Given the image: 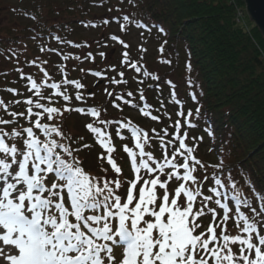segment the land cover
<instances>
[{"label":"snow or ice","instance_id":"6c2138e0","mask_svg":"<svg viewBox=\"0 0 264 264\" xmlns=\"http://www.w3.org/2000/svg\"><path fill=\"white\" fill-rule=\"evenodd\" d=\"M136 27L143 29L144 25L137 24ZM111 39L121 43L115 37ZM99 56L103 59L104 53ZM122 57V63H126L127 53H122ZM72 59L78 60L79 57ZM86 59L92 58L87 56ZM161 63L167 64L168 61ZM131 67L141 72L142 66L133 63ZM39 70L45 78L48 77L42 68ZM60 71L63 72V68ZM89 75L99 76L96 72ZM142 75L149 77L150 74L144 71ZM20 79L26 80L27 90L41 100L44 99L42 88H60L59 84L39 83L26 76ZM99 79L104 77L99 76ZM150 79L156 81L157 76L152 74ZM64 83H71L74 89L82 87L78 82L65 80ZM110 83L115 85L124 81L112 79ZM4 91L14 97L18 95L13 89ZM52 94L65 102L69 100L62 91ZM188 95L195 102L192 93ZM74 99L82 102L80 95H75ZM115 99L120 101L121 97L116 95ZM14 103L28 107L23 114L17 115L0 100V261L3 264H115V248L122 249L119 264H264V208H254L247 200L241 201L238 195H224V188L232 185L230 182L222 184L219 178H213L215 188L207 190L211 197H201L194 177L200 162L194 158L191 148L186 147L187 135L181 131L179 121L170 125L173 129L169 138L171 143L158 145L160 161L145 150L150 145L148 133L131 124H118L115 137L125 141L128 135L135 142V151L127 146L122 148L134 174L131 182H124L126 190L122 200V184L118 179L120 169L114 163L115 149L109 137L92 124L85 126L95 138V144L106 153L98 159H104L117 177L98 179L90 177L80 167L75 153L81 149L68 145L60 128V121L68 113L86 115L96 123L104 124L97 111L65 107L61 112L55 107H42L32 99ZM169 103L178 104L174 93ZM196 111L198 113L199 108ZM141 115L156 119L149 116L147 105ZM176 115L181 113L178 111ZM191 115L187 113L184 118L187 129L196 126L187 118ZM29 118H32L30 127L17 124L19 119ZM42 120H55L56 123L50 125L41 123ZM121 129H125L126 134H120ZM162 134L168 135L163 130ZM208 135L211 136V132ZM157 139L162 140V136ZM84 147L90 146L85 144ZM146 176L151 178L146 179ZM172 182L178 186L170 199L167 189ZM158 191L162 193L159 196ZM198 199L211 200L215 208L209 209L207 203L197 206ZM262 200L264 194L257 196V202ZM222 201L231 203L226 205ZM230 208L233 211L231 220L237 228L234 235L226 234L223 227L229 220ZM217 210H221L219 221L216 219ZM246 211L250 215L245 214ZM205 215L211 217L212 223L206 233L196 234L201 227L196 221ZM213 224L220 228L219 232Z\"/></svg>","mask_w":264,"mask_h":264},{"label":"trees","instance_id":"16d2710c","mask_svg":"<svg viewBox=\"0 0 264 264\" xmlns=\"http://www.w3.org/2000/svg\"><path fill=\"white\" fill-rule=\"evenodd\" d=\"M243 5V0H0V16L5 18V22H0V100L16 114L27 107L14 103L35 94L27 90V81L20 79L21 76L60 85L55 90L42 88V95L54 91L64 93L65 86L60 82L73 80L63 68V63L68 61L61 59L64 56L69 60L79 57L84 65L92 64L99 76L104 77L102 80L98 77L93 87L106 85L108 67L99 66L91 41L80 34L93 29V24L98 28L121 23L127 34L154 33L159 37L155 59L160 69L151 68L145 58L148 63L144 71L149 77H144L142 70L140 78L135 74L133 78L137 81L132 82L122 74L125 87L116 89L111 98L117 101L115 96L119 95L121 100L117 102L122 111H136L140 119L136 122L123 117L120 123L131 124L153 138L162 136L171 143L170 125L174 124L169 125L170 118L165 112L178 110V104L169 103L174 93L187 108L184 116L192 113L187 118L196 125L187 129L183 120L181 131L187 135L186 146L191 143L198 148L194 158L200 166L195 179L203 196L211 197L207 190L215 188L213 178H219L222 184L232 185L224 188V195H238L254 208H264V200L257 202V196L264 194V37L254 22L249 26L237 22L236 7ZM105 16L109 17L106 24ZM137 24L144 28H137ZM87 56L92 59H86ZM128 58L129 67L124 65L127 71H134L131 64H135L137 57L132 52ZM164 60L168 63H161ZM173 65L180 67L183 82L168 85L165 81H169L167 76ZM40 68L48 73L47 78ZM152 74L157 76L156 81L150 79ZM83 77L85 81V73ZM5 89H13L18 95L14 97ZM144 105L148 106L150 117H159V123L168 125L167 136L154 126L147 130L139 125L154 121L141 115ZM99 119L107 122L106 117L99 116ZM117 127L118 122L113 128ZM120 131L126 134L125 129ZM90 137L93 140L87 143L92 147L95 138L92 134ZM129 139L126 135L125 140ZM201 180L203 183H199ZM195 203L200 206V202ZM245 214L250 215L247 211ZM210 218L202 217L203 223L207 224Z\"/></svg>","mask_w":264,"mask_h":264},{"label":"rangeland","instance_id":"374dc122","mask_svg":"<svg viewBox=\"0 0 264 264\" xmlns=\"http://www.w3.org/2000/svg\"><path fill=\"white\" fill-rule=\"evenodd\" d=\"M245 5V4H244ZM241 6H237L236 9L237 11H240ZM100 14V13H99ZM245 19H244V24L245 25H251L253 22L249 20L247 13L245 12L244 14ZM106 21H109V17L105 16L103 18ZM0 22H5L4 16H0ZM108 25V24H107ZM251 27V26H250ZM122 24L118 23V25H111L109 24L108 27H98V28H91L85 32H81L80 34H83L86 36L88 41H91L92 45V50L98 55V64L99 66H107L108 67V83L104 85L103 87L99 88L93 87L94 83L98 81V77H93L89 75L91 72H96L95 69H93L92 64H86L81 63L79 59H75L74 61L69 60L67 63H63V68L67 73V77L72 78L73 80L70 82H78L81 84V89H74L71 85V83L65 84L64 81H61L60 84L65 86L63 88L64 94L69 96V100L67 102L61 101L60 98H56L51 92H47L44 95V99L41 100L37 98L34 94V97H29V99H32L35 103H41L42 107H55L57 108L58 111H61L65 108L68 107L69 109L72 108H82L84 109H93L97 111L100 116L106 117V121L104 124L100 126L99 124L96 123V121L88 117L86 115L82 116L77 113H68L65 114V118L60 121V128L63 132V134L66 136V143L70 145L73 148H79L81 151L75 153L76 158L80 161V167L83 169V171L88 174L90 177H96V178H101L103 177L105 180L107 179H115L117 178L112 171L111 167L107 165L106 161L104 159H98V157H104L106 156V153L99 148L96 144L93 145L92 147L90 146L89 148H85L84 145L87 144L93 139H91L90 134L86 130V125L87 124H92L94 127L98 128L100 131H102L106 136L109 137V139L112 141L111 146L114 147L115 152L114 156L116 159H114V163L117 165V167L120 169V175L118 177L119 181L122 184V190L120 192V195L123 200V195L126 190V185L124 184L125 181L131 182L133 180V172L131 170L130 166V161L129 158L127 157L126 153L122 151V148L127 146L130 148V150L135 151V142L131 140H125V141H119L117 137H115L114 132L115 129V123L118 122V124L121 122L120 120L123 117H127L129 120H134L137 122V120L140 119L138 112L136 111H122V109L119 106V103L117 101H114L111 98V95H108L109 93H114L116 89H123L125 85L123 83H117L115 85L111 84L110 81L112 79H116L117 81L122 80V75L124 74L126 77L128 76L129 81H137V79H134L133 76L135 77V74H137V77L140 78V73L142 70H146L147 63L145 58H147L149 62V66L153 69H160L158 67L157 60L155 59L158 53V48L160 47L159 44V37L154 34V33H148L147 35H136L135 33H125V30H121ZM112 37H115V39L120 40L121 43L117 44L115 43V40L111 39ZM123 44V45H122ZM127 45L128 47L125 50V47L120 48L121 51L118 50V53H116V50L120 46ZM129 48V50H127ZM139 49H146V51L141 52ZM84 52H86V49H83ZM127 53V59L129 55H131L132 52H134L135 56L137 57L135 64L137 67H141V72H136L135 70H131L125 67H129V64L122 63V53ZM99 53H104V58L101 59L99 56ZM147 56V57H146ZM131 59V58H130ZM128 61V60H127ZM77 62L81 63V65H77L76 67H73L72 63ZM125 64V65H124ZM145 64V67H144ZM174 66V67H173ZM172 71L168 74V85H174L171 82H178L182 83L183 79L181 77V74L179 73L180 67H176V65H173ZM73 67V68H72ZM165 68V67H164ZM86 69H89L90 71L85 72ZM84 73L86 74V80L83 81L82 79L84 78ZM133 74V75H132ZM66 77V78H67ZM129 85V83L127 84ZM133 85V84H132ZM93 90L90 93H87V89L92 88ZM87 93V94H86ZM75 95H80L82 97V102L81 101H76L74 99ZM89 96V100L85 96ZM85 97V98H84ZM86 99V100H85ZM63 100V99H62ZM178 100V99H177ZM116 105V107H113V105ZM90 105V106H89ZM100 107L98 108V106ZM178 110L173 111L171 110H166L165 115L170 118V124H176L177 121H179L182 124V121L184 120L185 116L184 114L187 112L186 107H184L183 103H180L178 100ZM28 107V106H27ZM190 108V107H189ZM26 109V108H25ZM25 109L22 111L18 112L17 114H23L25 112ZM105 109V112H104ZM180 112L181 115L177 116L176 113ZM15 113V112H14ZM156 117V116H155ZM7 119V118H5ZM32 118H29V120H24V119H19L20 121H17V124L20 125L21 127H30L31 123L30 120ZM143 120V119H142ZM108 121H112L111 124L108 123ZM19 122V123H18ZM160 118L156 117L154 121H147L146 123L139 124L147 130H150L153 126L156 128L160 134H162V130L166 132L168 128L165 125L159 123ZM41 123H48V124H55L56 121H44L42 120ZM15 127V125L13 126ZM114 129V130H113ZM4 130H8L5 128ZM122 131H120L121 134ZM38 135V134H37ZM130 137V136H129ZM158 136H155L154 138L150 136V145L148 148L145 150L149 152V154L153 155L154 159H157L160 161L161 159V152L158 148L159 143L161 142H169L168 140L165 141L164 138L162 140L157 139ZM74 141V143H73ZM88 142V143H87ZM171 142V141H170ZM19 142L17 143V147L19 148ZM186 147L191 148L193 155L195 154V151L198 149L196 145L193 144H188ZM155 149V151H153ZM166 152H169V150L166 148ZM204 151V150H203ZM202 152V151H201ZM170 154V152H169ZM206 158V156H204ZM103 169V171H101ZM194 177L196 179L198 178L197 174H194ZM146 179H150L151 177H145ZM163 179V177H162ZM178 186L176 182H172L169 184L167 191L169 192V198H172V192L173 190ZM139 187V185H138ZM199 188V185H197ZM200 190V188H199ZM218 190V189H217ZM159 191L157 192V195H161ZM135 195V192H134ZM203 194L201 193V197ZM204 197V196H203ZM211 201V200H208ZM197 202H200V206L203 204L207 203V201L203 199H198ZM225 204H228V201H222ZM197 205V204H196ZM199 206V205H198ZM207 206L209 209H214L215 205L210 202L207 203ZM196 208L194 207L193 211L195 212ZM229 220L223 224L224 231L226 234L229 235H234L237 232V228L234 225V223L231 220V216L233 215V211L230 208L229 210ZM217 221L221 219V210H217ZM196 223H198L201 227L200 229L197 230L196 234H199L201 231L206 233L207 227L209 226L210 223H212L211 218L209 219L208 223L204 224L202 221V217L198 218ZM213 227L215 230L218 232L220 231V228H216L215 224H213ZM206 238V237H205ZM7 251V249H5ZM233 251H235V248H233ZM122 249L115 248L113 250V257L115 264H119L121 258H122ZM0 264H3V261H0Z\"/></svg>","mask_w":264,"mask_h":264},{"label":"water","instance_id":"95a60500","mask_svg":"<svg viewBox=\"0 0 264 264\" xmlns=\"http://www.w3.org/2000/svg\"><path fill=\"white\" fill-rule=\"evenodd\" d=\"M248 18L255 23L264 37V0H243ZM100 81L98 84H101ZM96 86V85H95ZM90 92V90H89Z\"/></svg>","mask_w":264,"mask_h":264},{"label":"built area","instance_id":"2783aa9c","mask_svg":"<svg viewBox=\"0 0 264 264\" xmlns=\"http://www.w3.org/2000/svg\"><path fill=\"white\" fill-rule=\"evenodd\" d=\"M240 8H241L240 11H237V9H236V20H237L238 23H241V24H243L245 26V24H244V19H245L244 14H245L246 10H245L244 5H243V7H240Z\"/></svg>","mask_w":264,"mask_h":264}]
</instances>
